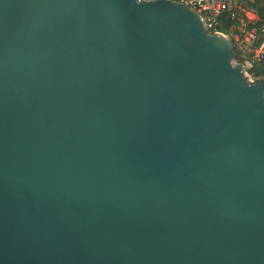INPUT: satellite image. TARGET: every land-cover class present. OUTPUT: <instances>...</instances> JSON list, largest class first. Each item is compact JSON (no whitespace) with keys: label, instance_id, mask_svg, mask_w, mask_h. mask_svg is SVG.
I'll use <instances>...</instances> for the list:
<instances>
[{"label":"water","instance_id":"1","mask_svg":"<svg viewBox=\"0 0 264 264\" xmlns=\"http://www.w3.org/2000/svg\"><path fill=\"white\" fill-rule=\"evenodd\" d=\"M0 264H264V79L168 0H0Z\"/></svg>","mask_w":264,"mask_h":264},{"label":"built area","instance_id":"2","mask_svg":"<svg viewBox=\"0 0 264 264\" xmlns=\"http://www.w3.org/2000/svg\"><path fill=\"white\" fill-rule=\"evenodd\" d=\"M168 1L190 9L208 34L227 38L233 46L234 63L240 64L250 79L249 72L256 64L264 67V21L257 12L256 0Z\"/></svg>","mask_w":264,"mask_h":264},{"label":"trees","instance_id":"3","mask_svg":"<svg viewBox=\"0 0 264 264\" xmlns=\"http://www.w3.org/2000/svg\"><path fill=\"white\" fill-rule=\"evenodd\" d=\"M255 5L260 19L264 21V0H256ZM249 75L252 79L260 77L264 79V67L262 66V64H256L253 69L249 72Z\"/></svg>","mask_w":264,"mask_h":264},{"label":"rangeland","instance_id":"4","mask_svg":"<svg viewBox=\"0 0 264 264\" xmlns=\"http://www.w3.org/2000/svg\"><path fill=\"white\" fill-rule=\"evenodd\" d=\"M251 80H254V79L251 78Z\"/></svg>","mask_w":264,"mask_h":264}]
</instances>
